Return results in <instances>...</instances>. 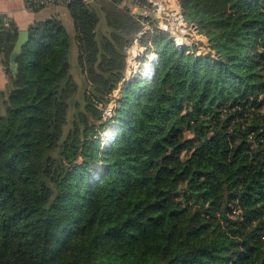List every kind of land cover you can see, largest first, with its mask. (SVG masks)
Listing matches in <instances>:
<instances>
[{"label":"trees","instance_id":"obj_1","mask_svg":"<svg viewBox=\"0 0 264 264\" xmlns=\"http://www.w3.org/2000/svg\"><path fill=\"white\" fill-rule=\"evenodd\" d=\"M179 1L214 58L158 45L153 79L127 81L108 118L138 30L116 1L106 33L68 7L98 81L81 102L59 20L30 28L15 71L1 34L0 264H264V0Z\"/></svg>","mask_w":264,"mask_h":264},{"label":"built area","instance_id":"obj_2","mask_svg":"<svg viewBox=\"0 0 264 264\" xmlns=\"http://www.w3.org/2000/svg\"><path fill=\"white\" fill-rule=\"evenodd\" d=\"M73 1L74 0H24V5L26 9L36 11L48 7L68 8ZM105 1H116L117 5L121 6L128 0ZM171 1H173L172 3H174V6L171 4ZM132 10L140 15L138 20L141 24L140 30L135 34L126 48V70L128 74L133 75V79H140L147 82L153 79L158 55L153 53L147 56V62H145L142 68L138 66L136 62L141 56L142 50L148 49L145 47L146 45H143L142 41L145 39L149 40L147 44L150 46V38L158 32L166 35L173 47L188 53H193L194 50H197L195 55L199 56L202 54V50L205 49L202 46L196 47V43L188 41V37L191 33L198 35L200 33L196 29V26L185 18L181 4L176 0H149L143 6L133 2ZM11 28L10 18L0 12V63H2L3 58L1 34L4 31L11 30ZM153 55L155 59L151 61L150 59ZM99 107L102 108V105L99 104ZM106 107L109 109L108 112L111 111L110 102L103 108V113Z\"/></svg>","mask_w":264,"mask_h":264},{"label":"rangeland","instance_id":"obj_3","mask_svg":"<svg viewBox=\"0 0 264 264\" xmlns=\"http://www.w3.org/2000/svg\"><path fill=\"white\" fill-rule=\"evenodd\" d=\"M176 1L180 3L179 0H176ZM130 2H131V0H128L124 5H121V6L117 5L115 8L117 10V14L118 15L130 17L134 22H136V24L138 26V30H137V32H138L140 30V28H141V24H140V22L138 20L140 15L138 13H136V11L132 10V4ZM172 2L173 1H171V4L174 6V3H172ZM95 4H97L100 7V9L102 10V7L103 8L107 7V4L109 5V2L105 1V0H101L99 2H95ZM97 14H98L99 17L103 16L102 11L100 12V14L99 13H97ZM103 22H105V21L103 20ZM97 31L98 32H102V33H106L107 32L106 25L103 26L102 25V21H99V23L97 25ZM188 41L196 43V45H195L196 47L197 46H200V47L202 46V47L205 48V49L202 50V54H200L199 56H202V57L203 56L204 57L209 56L211 58H214L215 51L213 49H211V47L208 44V40H207V38L204 35H202V34L198 35V34L191 33L190 36L188 37ZM160 42H157V43L154 44L153 41L151 40L150 41V44H151L150 46L147 43L146 44L143 43V45H146L145 47L148 48V49L147 50H145V49L142 50L141 56L138 58L136 64L142 68L143 65L145 64V62H147V56H149L150 54L155 53L157 51V49H158V45L160 47V45L163 46L164 44L168 43V46H171V43H170L169 40H167L165 42L164 41L162 42L160 40ZM129 44L130 43H128L127 46ZM123 50H124V56H123L122 64L124 63V65H125L124 66V74H123L121 80L119 81L117 89L112 92V95L110 97V108H111V111L108 112L109 109L107 107L104 109V113H105L104 117L105 118L113 116V110L116 108V102L115 101L121 97V92H122V88H123L124 84L127 81L133 80V75L127 73V70H126V50L125 49H123ZM196 51L197 50H194V53ZM77 53H79L78 52V48H77ZM75 62L77 64V58H76ZM70 63H71V58H70ZM92 68H93V66H91V64H89L88 61H86V63L84 64V70H83L82 73H80V71H79L77 66L71 67V73H72L73 79L76 82V84L79 86V90H80V92H78L80 94H77L78 96H76L75 99L79 100L80 102L82 101V93L86 89V87L89 88L90 85L98 83V81H96V79H95V74L93 72H90ZM8 90H9V84L8 83H7V86L4 89H0V91L4 93V97H6V95L8 93ZM114 124L117 125L118 122H115ZM112 126H113V124L111 125V127ZM96 130H97V132L99 131L98 133H100V134L104 133L103 136L105 135V132H106L105 128L103 130L102 129L98 130V128H97ZM81 162L82 161L80 159H78L76 163L78 165H80Z\"/></svg>","mask_w":264,"mask_h":264},{"label":"crops","instance_id":"obj_4","mask_svg":"<svg viewBox=\"0 0 264 264\" xmlns=\"http://www.w3.org/2000/svg\"><path fill=\"white\" fill-rule=\"evenodd\" d=\"M89 7L93 8L97 13L100 14V7L95 4V2H99V0H81ZM144 1V2H140ZM149 0H131V4L137 3L141 6L145 5ZM0 12H2L5 16L10 18L12 28L8 30V32H12L14 30L17 34L14 48L18 42V39L23 37L22 46L29 39V30L30 28L36 24L48 21L50 19H57L61 22L64 29L68 33L71 38V67L77 66L76 58H77V44L75 41V23L72 19V15L70 12V8L66 7H49L41 10H28L25 8L24 0H0ZM100 21H102V25H105L103 22V16L100 17ZM21 46V48H22ZM12 50V53L14 51ZM21 50V49H20ZM10 65H11V55H10ZM8 79L5 73V69L0 63V89H4L7 86Z\"/></svg>","mask_w":264,"mask_h":264},{"label":"water","instance_id":"obj_5","mask_svg":"<svg viewBox=\"0 0 264 264\" xmlns=\"http://www.w3.org/2000/svg\"><path fill=\"white\" fill-rule=\"evenodd\" d=\"M23 40H24L23 37L18 39V42H17V44H16V46L14 48V51L11 54V69L14 70V71L16 70V65L14 64V59H15L16 55L20 52L21 46L23 44ZM112 127L114 128V132H113L110 140L108 141V143H110V141L115 137V134H116V131H117V125L113 124ZM104 136H106V134ZM104 136H103V142L106 139V137H104ZM107 144H105V145H107Z\"/></svg>","mask_w":264,"mask_h":264},{"label":"bare ground","instance_id":"obj_6","mask_svg":"<svg viewBox=\"0 0 264 264\" xmlns=\"http://www.w3.org/2000/svg\"><path fill=\"white\" fill-rule=\"evenodd\" d=\"M153 57H154V56H153ZM153 57L151 56V59H150L151 61L155 59V57H154V58H153ZM147 73H148V71H147ZM113 131H114L113 129H109V130L107 131V136H108V137H111V135L113 134Z\"/></svg>","mask_w":264,"mask_h":264}]
</instances>
